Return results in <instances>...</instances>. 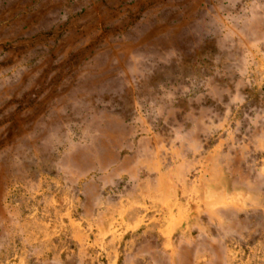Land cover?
Wrapping results in <instances>:
<instances>
[{
    "label": "rangeland",
    "instance_id": "rangeland-1",
    "mask_svg": "<svg viewBox=\"0 0 264 264\" xmlns=\"http://www.w3.org/2000/svg\"><path fill=\"white\" fill-rule=\"evenodd\" d=\"M0 264H264V0H0Z\"/></svg>",
    "mask_w": 264,
    "mask_h": 264
}]
</instances>
